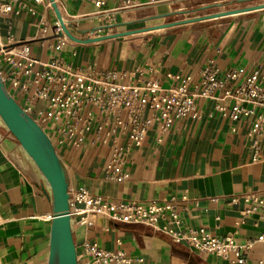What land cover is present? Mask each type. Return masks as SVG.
Segmentation results:
<instances>
[{
	"label": "crops",
	"instance_id": "1",
	"mask_svg": "<svg viewBox=\"0 0 264 264\" xmlns=\"http://www.w3.org/2000/svg\"><path fill=\"white\" fill-rule=\"evenodd\" d=\"M22 1L28 6L19 14L0 16V43L26 41L31 55L43 62L56 54L84 71L117 72L124 81L137 68H143L147 77L154 66V77L164 87L175 83L177 74L198 78L207 66L215 67L219 75L234 69L246 75L258 73L264 84V9L218 18L222 21L188 22L87 43L70 40L56 50L54 8L47 6L48 0L39 4ZM103 1L101 7L92 0L63 1L61 13L72 20L70 27L76 36L98 38L182 20L174 19L177 10L170 2L132 0L125 6L124 0ZM45 21L50 25L47 33L43 32ZM9 72L11 68L5 66L4 73ZM16 98L23 105L26 94L18 91ZM198 110V117L178 120L163 136L154 124L144 143L132 150L130 177L123 182L106 178L110 148L60 147L69 185L86 187L111 201L148 202L175 196L181 224L172 228H204L220 237L233 234L236 243L245 244L264 231L262 206L245 215L248 204L243 199L232 200L247 191L264 198V162H252L247 138L253 116L233 120L210 99H200ZM51 217L52 204L31 159L0 119V262L48 264ZM159 225L163 229L97 218L89 227L75 224L74 240L78 250L87 240L131 258H144L133 264H196L195 257L205 264H244L194 253L164 230L166 221ZM244 257L249 263L264 258L263 244L255 243Z\"/></svg>",
	"mask_w": 264,
	"mask_h": 264
},
{
	"label": "built area",
	"instance_id": "2",
	"mask_svg": "<svg viewBox=\"0 0 264 264\" xmlns=\"http://www.w3.org/2000/svg\"><path fill=\"white\" fill-rule=\"evenodd\" d=\"M32 1L37 4L45 2ZM63 1L55 0L59 8ZM92 1L97 7L104 4L103 0ZM178 1L151 0L155 4H174ZM124 3L130 6L132 0H124ZM46 4L53 8L50 0ZM27 6L28 2L22 0H0V16L19 14ZM104 13L113 14L111 11ZM64 21L71 29L72 20L64 17ZM49 26L47 21L43 22L44 33L49 31ZM55 35L58 39L56 50H61L71 40L59 21L55 26ZM5 66H9L11 72L4 73ZM156 70V67H151L145 77L143 68H137L124 81L117 72L97 74L84 71L56 54L51 55L47 62L38 60L31 55L30 44L26 41L0 43V74L8 91L15 98L18 91L26 94L21 106L48 134L57 152L60 147L80 148L84 144L110 148L106 165L108 180H127L130 177L128 165L131 152L144 143L153 125H157L158 133L163 136L173 129L178 120L198 117L200 99L215 100L217 109L233 120L253 116L247 133L249 150L253 163L264 162V84L258 73L246 75L244 70L234 69L219 75L215 67L207 66L200 71L198 78L192 74H177L173 76L175 83L164 87L154 77ZM36 101L41 105H36ZM68 191L74 225L89 227L101 218L142 223L161 230L163 227L159 222L163 220L167 222L164 230L173 240L184 243L194 253L233 258L244 264H264V258L249 263L244 257L255 243L264 246V231L245 244H238L233 234L220 237L204 228L189 231L172 228L171 225L181 224L179 200L175 196L148 202L111 201L93 195L86 187L69 185ZM240 199L248 204L245 215L258 212L260 206L264 208V198L256 191L244 192L232 200L237 202ZM77 259L79 264H133L144 261V258H131L87 240L80 250L77 248Z\"/></svg>",
	"mask_w": 264,
	"mask_h": 264
},
{
	"label": "water",
	"instance_id": "3",
	"mask_svg": "<svg viewBox=\"0 0 264 264\" xmlns=\"http://www.w3.org/2000/svg\"><path fill=\"white\" fill-rule=\"evenodd\" d=\"M50 1L52 2L58 21L65 34L71 40L80 43L264 9V2L262 1L241 8L230 9L226 12H215L204 16L188 17L152 27L107 34L103 37L79 38L65 24L64 17L55 0ZM0 119L7 130L18 140L22 149L31 159L36 169L37 177L42 181V189L47 194L52 204L53 217L50 226L48 264H79L77 259V246L74 240V220L70 214L69 180L66 167L56 151L51 138L8 91L1 74Z\"/></svg>",
	"mask_w": 264,
	"mask_h": 264
},
{
	"label": "rangeland",
	"instance_id": "4",
	"mask_svg": "<svg viewBox=\"0 0 264 264\" xmlns=\"http://www.w3.org/2000/svg\"><path fill=\"white\" fill-rule=\"evenodd\" d=\"M264 0L254 1H238V0H179L173 4V7L177 10L176 17L174 19H184L188 17L204 16L210 13H215L222 9L229 10L238 6L244 7L247 5H253ZM225 18V17H220ZM222 21L225 19H208Z\"/></svg>",
	"mask_w": 264,
	"mask_h": 264
},
{
	"label": "trees",
	"instance_id": "5",
	"mask_svg": "<svg viewBox=\"0 0 264 264\" xmlns=\"http://www.w3.org/2000/svg\"><path fill=\"white\" fill-rule=\"evenodd\" d=\"M196 264H205V262H203L201 259L195 257L193 260Z\"/></svg>",
	"mask_w": 264,
	"mask_h": 264
},
{
	"label": "bare ground",
	"instance_id": "6",
	"mask_svg": "<svg viewBox=\"0 0 264 264\" xmlns=\"http://www.w3.org/2000/svg\"><path fill=\"white\" fill-rule=\"evenodd\" d=\"M239 8H241V7H239ZM230 10V9H229ZM227 10H220V11H217V12H226Z\"/></svg>",
	"mask_w": 264,
	"mask_h": 264
}]
</instances>
